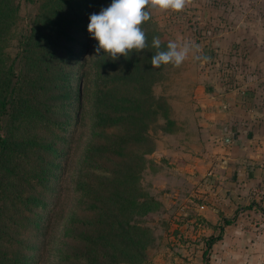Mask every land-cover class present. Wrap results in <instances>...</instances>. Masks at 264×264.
<instances>
[{
  "label": "rangeland",
  "instance_id": "obj_1",
  "mask_svg": "<svg viewBox=\"0 0 264 264\" xmlns=\"http://www.w3.org/2000/svg\"><path fill=\"white\" fill-rule=\"evenodd\" d=\"M15 4L16 30L7 52L11 59L16 57L13 63L16 78L28 60L22 58L15 36L20 33L28 36L39 0H15ZM146 10L150 13L147 27L156 32L161 42L168 45L173 41L178 46L188 43L190 51L179 67L171 63L164 65L151 84V94L159 107H153L155 112L145 117L144 131L151 141L150 152L145 153V144H130L124 155L97 157V167L113 168L110 176L115 178L117 187L123 186V180L134 181L141 195L154 201L150 209L129 214L132 222L147 226L152 234L138 264H221L219 257H215L220 252L218 244L223 239L225 220L230 223L236 220L237 207L220 201L215 205L209 196V186L215 181L213 176L219 173L208 160L224 153L220 149L213 154L209 147L223 146L225 109L234 110L236 104H241L240 108L248 107L251 115L264 109V0H190L180 12L150 7ZM74 31L77 48L81 28ZM86 48L81 68L62 66L71 72L75 91L81 78L79 109L75 112L69 109L68 117L64 100L59 98L54 102L49 93L42 91L36 102L56 105L55 113L50 112L54 120L45 113L36 116L38 120L13 121L14 115L0 120L2 132L14 137H32L57 149V152L35 150L30 155L35 159L31 165L39 158L60 162V167L54 169L56 177L50 176L46 185L31 182L26 187L18 181L19 190L47 199L45 210L33 208L36 214L48 211L58 196L56 210L44 221L42 231L32 224L19 229V234L14 236L15 241L30 249L27 264H67L60 260L59 253L65 249L64 226L78 200L74 190L76 173L89 144L104 140L93 134L97 77L94 41ZM50 66L60 65L51 61ZM112 88L115 99H129L139 92L138 88L118 81ZM245 96L248 101L244 100ZM249 118L253 120L256 116ZM117 128L103 133H119L121 127ZM208 207L214 209L216 222L204 217ZM17 208L7 203V214L0 217V224L9 226V214H14ZM30 215L33 217V212ZM45 230L46 236H42Z\"/></svg>",
  "mask_w": 264,
  "mask_h": 264
},
{
  "label": "trees",
  "instance_id": "obj_2",
  "mask_svg": "<svg viewBox=\"0 0 264 264\" xmlns=\"http://www.w3.org/2000/svg\"><path fill=\"white\" fill-rule=\"evenodd\" d=\"M111 2L39 0L28 36L23 37L21 33L15 36L23 52L22 58L28 60L25 69L15 78L13 63L16 57L11 59L7 50L14 40L17 6L15 0H0V120L8 115H14L13 121L38 120L36 116L43 113L54 120L50 112L55 113L57 106L36 102L42 91L49 93L54 102L63 99L68 117L69 109L75 112L80 108L81 78L75 91L71 72L62 66L74 65L79 69L84 65L88 43L94 41V47L98 44L87 30L89 17ZM147 26L148 21L141 25L148 47L140 54L133 52L127 59L120 56L116 61L103 51L96 55L93 134L104 137V140L89 144L76 173L74 190L78 193V200L64 226L65 249L59 253L60 260L67 261V264H138L152 238L150 229L132 222L129 214L150 209L154 201L142 196L134 181L123 180V186L117 187L115 178L110 176L113 168L101 170L97 167L99 160H95L105 155H124L130 144H145V153L151 150L144 123L145 117L159 107L151 94V84L164 69V65L153 68L151 58L157 51H166L167 45L161 42L160 49L152 47L153 37L157 34ZM78 28H81V42L76 48L73 35ZM51 61L59 64V68L50 66ZM116 81L138 88V94L129 99H115L112 86ZM118 126L121 127L119 133H103ZM35 150L57 152L51 144H43L32 137H14L0 129V217L7 214V203L13 208L18 205L15 213L9 214L11 224H0V264H27L30 249L23 242L15 241L14 236L19 234V229L32 224L42 231L44 221L56 210L58 196L48 211L36 214L33 208L46 209L48 201L45 196L18 189V181L24 182L26 187L31 182L46 185L50 176L57 175L54 169L60 167V162L39 158L35 165H31L35 159L30 155ZM13 178L17 181L13 182ZM225 223L230 221L225 220ZM46 230L42 236H46Z\"/></svg>",
  "mask_w": 264,
  "mask_h": 264
},
{
  "label": "crops",
  "instance_id": "obj_3",
  "mask_svg": "<svg viewBox=\"0 0 264 264\" xmlns=\"http://www.w3.org/2000/svg\"><path fill=\"white\" fill-rule=\"evenodd\" d=\"M244 100L249 98L245 96ZM236 106L234 110L226 107L223 114V146L209 147L213 154L224 151L208 160L219 173L213 176L209 196L215 205L220 201L237 207L236 220L223 227L220 252L215 257L221 264H264V109L251 115L248 107ZM253 115L256 119L251 120ZM203 215L210 221L216 219L214 209L209 207Z\"/></svg>",
  "mask_w": 264,
  "mask_h": 264
},
{
  "label": "clouds",
  "instance_id": "obj_4",
  "mask_svg": "<svg viewBox=\"0 0 264 264\" xmlns=\"http://www.w3.org/2000/svg\"><path fill=\"white\" fill-rule=\"evenodd\" d=\"M190 0H112L111 4L93 13L89 17L87 30L91 37L98 41L95 46L96 55L101 51L111 60L116 61L120 56L126 59L133 53L140 54L148 45L146 34L141 25L150 19L147 8L157 11H182ZM152 47L160 49L161 40L153 37ZM190 51L188 43L178 46L170 41L166 51H157L151 58L153 68L173 64L179 67L187 58Z\"/></svg>",
  "mask_w": 264,
  "mask_h": 264
}]
</instances>
